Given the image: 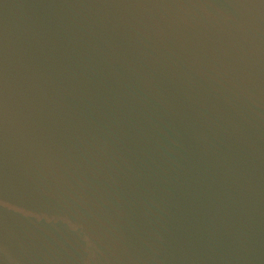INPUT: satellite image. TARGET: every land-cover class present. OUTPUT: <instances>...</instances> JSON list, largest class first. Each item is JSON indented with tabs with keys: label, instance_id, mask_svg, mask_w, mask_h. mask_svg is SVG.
Wrapping results in <instances>:
<instances>
[{
	"label": "water",
	"instance_id": "obj_1",
	"mask_svg": "<svg viewBox=\"0 0 264 264\" xmlns=\"http://www.w3.org/2000/svg\"><path fill=\"white\" fill-rule=\"evenodd\" d=\"M0 264H264V0H0Z\"/></svg>",
	"mask_w": 264,
	"mask_h": 264
}]
</instances>
